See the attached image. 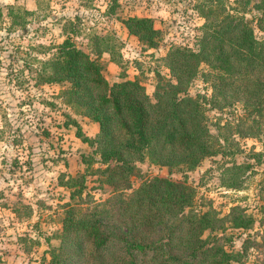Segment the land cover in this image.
I'll return each mask as SVG.
<instances>
[{"label":"trees","instance_id":"16d2710c","mask_svg":"<svg viewBox=\"0 0 264 264\" xmlns=\"http://www.w3.org/2000/svg\"><path fill=\"white\" fill-rule=\"evenodd\" d=\"M194 8L204 20L195 48H170L163 58L168 74L156 73L152 96L138 78L109 84L99 62L73 42L72 30L58 45L36 46V83L64 84L66 101L99 129L89 138L73 122L99 159L83 156L85 171L60 181L69 199L51 237L59 244H49V264H246L252 246L257 264H264V235L255 234L257 240L248 234L239 251L232 249L227 230L254 229L256 219L245 208L236 205L224 215L212 207L194 210L196 188L186 178L145 176L138 167L148 161L195 171L205 159L239 152L235 135L264 136V0H196ZM3 16L0 10V21ZM36 16L19 5L6 7L9 29H24ZM121 22L146 48L159 46L162 33L152 19ZM89 42L97 59L104 53L120 57L105 37L90 36ZM198 78L210 90V101L207 94H190ZM208 104L236 113L217 119L212 132ZM262 156L252 150L249 158L261 163ZM230 163L220 169L222 185L239 190L252 165ZM88 175L111 192L84 206ZM134 176L140 177L136 187Z\"/></svg>","mask_w":264,"mask_h":264},{"label":"rangeland","instance_id":"374dc122","mask_svg":"<svg viewBox=\"0 0 264 264\" xmlns=\"http://www.w3.org/2000/svg\"><path fill=\"white\" fill-rule=\"evenodd\" d=\"M195 4L196 0H0L4 14L0 21V264L50 263L49 244H59L51 237L61 227V206L69 199V190L60 181L85 171L83 156L99 159L96 151L76 135L79 128L83 136L95 138L98 125L66 101L62 94L66 86L36 83V46L58 45L72 30L73 42L99 62L109 84L138 78L152 96L156 73L168 74L163 58L170 48H195L204 23ZM9 5H19L37 16L24 29H9ZM129 17L153 20L162 33L156 49L146 48L128 33L121 21ZM69 21L71 25L64 30ZM94 35L115 43L120 57L112 59L104 53L97 59L89 42ZM190 94H207L209 101L212 97L201 78L193 82ZM208 109L212 132L217 119L236 113L228 108L219 111L211 104ZM234 137L239 152L205 159L195 171L169 170L148 161L138 167L145 176L186 178L196 188L194 210L212 207L224 215L233 206L245 208L256 219L254 229L246 233L227 230L232 249L239 251L248 234L257 240L255 234L264 235L260 224L264 222V136ZM252 150L262 153L261 163L249 158ZM233 161L252 165L239 190L222 185L220 169ZM139 182L140 177L131 178L133 187ZM110 192L109 187L99 184L96 175H88L82 202L84 206L90 201L102 202ZM15 208L17 213L12 211ZM258 258V250L252 246L246 264H257Z\"/></svg>","mask_w":264,"mask_h":264}]
</instances>
